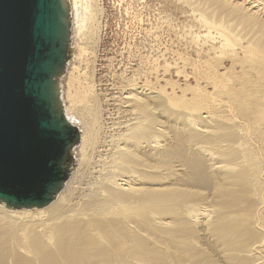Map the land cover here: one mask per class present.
Wrapping results in <instances>:
<instances>
[{
    "label": "bare ground",
    "instance_id": "1",
    "mask_svg": "<svg viewBox=\"0 0 264 264\" xmlns=\"http://www.w3.org/2000/svg\"><path fill=\"white\" fill-rule=\"evenodd\" d=\"M185 1L201 13L207 51L228 55L244 70L207 63L217 71L213 92L194 94L188 107L175 89L176 96L148 79L131 81L122 100L137 117L129 120L124 144L115 147L106 177L88 187L84 202L68 187L41 209L0 203V264H264V0ZM66 3L71 41H96L100 5ZM226 26L247 41L240 45L242 58ZM71 66L58 77L76 87L69 99L78 97L83 106L71 101V108L63 79L57 83L60 105L80 131L71 160L79 156L88 167V152L97 153L108 140L110 147V128L95 81ZM250 75L257 81L246 80ZM68 191L69 198L63 195Z\"/></svg>",
    "mask_w": 264,
    "mask_h": 264
},
{
    "label": "rangeland",
    "instance_id": "2",
    "mask_svg": "<svg viewBox=\"0 0 264 264\" xmlns=\"http://www.w3.org/2000/svg\"><path fill=\"white\" fill-rule=\"evenodd\" d=\"M96 3L98 6L100 5L99 8L101 7L103 13L101 12V15L98 16L99 26L97 25V29L99 31H96L95 36L97 38L94 37L96 41L93 42L95 44L91 43L93 39L88 43V39L86 40L83 37V40L77 44L81 43L80 47H77L75 41L70 39L69 55L64 73L72 67L71 65H75L79 67L81 74L86 72V77L91 83L95 81L92 85H94L97 94L101 97L99 101L102 102L105 110L104 118L106 120L104 127L110 128L108 130V134L110 131V147L108 140L106 142L107 145H105L107 152L104 146L102 148L100 146L101 149L99 148L97 153L96 151L88 152L89 154H87L92 164L88 167L80 160L79 156L72 158L70 178L68 177V181H66L68 183H64L66 187H62L61 190L68 187L71 189L72 187L73 190H71L72 192L74 191V195L79 198V201H85V196L91 195L88 192V187H95L102 178L106 177L105 175L108 173L107 167L113 163L112 159L114 156L112 155L116 154L117 148L115 147L124 144L122 137L127 131L130 122H133L137 117L133 112L134 110L129 109L131 106L123 104L122 98L130 92L129 85H132L135 81L142 84L149 80L148 82L151 81L150 83H154L156 87H162L168 93H173V89H175L174 93L177 96L174 93L171 94L178 97L180 105H186L185 102H190L194 94L200 96L213 92L211 79L214 78L213 73H217V71L214 67H207V63L213 61L218 63L219 60L218 65L219 67L221 66L220 69L222 70L234 68L238 73L244 70L241 65H234L228 55L218 54V57H216L213 51V53L207 51L208 48L206 46L209 45V39L206 36L208 34L197 19V15L201 13L196 6L190 3L193 6L191 7L189 2L187 3L185 0H98V2L96 0ZM215 21L222 26L217 15L215 16ZM224 29L230 31V37H232L233 43L236 45V50L234 51L242 58L244 55L240 45H245L247 41L243 40L244 38L234 27ZM214 35L219 37L216 32H214ZM236 39L240 42L236 41ZM82 48L87 49V51L82 52ZM93 54L96 56L94 57ZM234 54L235 52L233 54L231 52L229 56ZM86 60H91L89 70L85 68ZM220 63L222 64L220 65ZM244 65L249 67L248 63ZM241 76L243 78L246 77L245 75ZM248 77L246 80L257 81L254 75ZM62 79L63 82H59L60 88L62 87L63 89L65 87L62 91L68 96L66 98L68 101L71 98L69 96L75 94L76 87H74L75 91L72 90L73 88L69 89V86L64 83V76L58 77L57 83L62 81ZM133 80L135 81L131 82ZM81 81L84 82L83 79ZM71 99H69L70 102L68 101L71 104V108L78 106L77 108L81 109L83 103L76 102L78 97ZM67 101L66 103H68ZM71 101L74 102V106ZM77 103H80L81 107ZM174 106L172 107L171 105L173 109H175ZM124 126L126 129L123 128ZM180 126L182 125L179 124L178 127ZM63 195H67L69 198L71 191Z\"/></svg>",
    "mask_w": 264,
    "mask_h": 264
},
{
    "label": "water",
    "instance_id": "3",
    "mask_svg": "<svg viewBox=\"0 0 264 264\" xmlns=\"http://www.w3.org/2000/svg\"><path fill=\"white\" fill-rule=\"evenodd\" d=\"M70 47L66 0H0V203L44 208L67 181L80 131L57 78Z\"/></svg>",
    "mask_w": 264,
    "mask_h": 264
}]
</instances>
